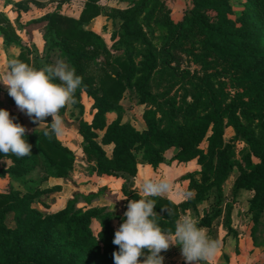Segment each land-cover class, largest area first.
<instances>
[{"label":"trees","instance_id":"trees-1","mask_svg":"<svg viewBox=\"0 0 264 264\" xmlns=\"http://www.w3.org/2000/svg\"><path fill=\"white\" fill-rule=\"evenodd\" d=\"M31 3L38 4L31 1L13 3L17 20L29 12ZM210 6L224 14L230 10L227 0L209 2L207 7ZM145 11L146 8L116 11L115 17L122 20V30L114 34V39L118 36L119 40L113 50L100 34L89 28L102 14L100 0H88L78 18L57 9L32 22L46 24L45 52H54L83 77V87L75 94V107L83 114V96L93 101L95 116L92 122L81 119L79 129L87 161L99 176L125 173L132 177L138 176L139 160L157 170L171 149H179L172 158L174 162L196 161L201 170L183 178L189 184L186 194L192 193L191 198L180 205L170 199L153 198L158 225L164 231L173 232L181 213L193 209L201 215L199 207L209 201L213 190L217 192L219 203L224 184L237 168L240 175L235 191L254 192L249 208L254 234L264 211V0H247L243 14L227 25L216 26L197 12L175 26L172 48H178L187 29H197L205 38L204 46L208 51L221 57L228 52L231 57L251 64L248 70L241 65L224 69L231 85L242 92L228 94L222 83L217 86L211 80L213 76L207 74L200 81L188 82L190 91L187 90L179 106L172 102L168 93H153L154 75L175 77L178 74L171 68L175 62L173 50L161 52L151 42L147 31L140 27L139 18ZM152 17L151 11L145 18L148 27ZM0 35L6 45H23L15 26L3 12H0ZM140 56L142 61L137 64ZM17 59L39 67L35 66L39 58L26 46H22ZM46 64L51 63L46 61L44 66ZM134 84L138 87L140 102L147 106L143 130L122 122L120 103ZM189 97L192 102L188 101ZM66 111L67 108L62 109L60 115ZM110 114L117 115L112 123H108ZM10 115L15 118L14 122L27 128L21 114L10 112ZM46 123H51V117ZM229 128L233 129L234 136L227 141ZM25 139L32 145V155L17 158L0 154L1 178L24 179L38 168L46 173L44 181L69 176L77 157L58 137H45L43 130H35L27 132ZM204 143L205 149L202 148ZM241 143L245 148L238 151ZM108 148H112L110 154ZM45 193L37 187L22 191L12 186L0 192V264H114L112 254L119 250L112 242L115 223H123L126 218L107 207L77 209L75 200L60 212L44 214L35 204ZM98 196L85 197L86 203L92 205ZM232 207L227 206L225 220L228 235L235 236ZM203 212L200 226L206 228L220 215L210 216L208 208ZM9 215L13 217L14 226L7 223ZM96 223L97 232L94 230Z\"/></svg>","mask_w":264,"mask_h":264},{"label":"rangeland","instance_id":"rangeland-1","mask_svg":"<svg viewBox=\"0 0 264 264\" xmlns=\"http://www.w3.org/2000/svg\"><path fill=\"white\" fill-rule=\"evenodd\" d=\"M87 1L49 0L44 3L38 2V4L31 6V13L23 15L19 20L14 17L11 22L15 26L23 45H6L3 37L0 35V38L2 37L1 40L3 39L2 45L4 47L0 48V77L7 72L9 61L17 59L22 46L28 47L34 57L37 56L39 58L37 64H35V66L38 65L39 67L36 69L42 68L41 66H44L46 61L54 64L57 60H60L54 52L48 53L44 50L42 54H39L34 49L29 29L34 24L32 23L33 18H41L46 13L56 11L57 9H61L66 15L68 13L74 18H78ZM212 1L217 2L221 0H100L102 14L96 18L95 25L93 23L89 26L93 31H98L106 41L109 49L113 50L114 44L119 40L118 36L114 39V34L122 30V20L119 17H115L116 11L146 8L145 14L139 18L140 27L144 31H147L151 42L161 52L173 50L172 54L175 56V62L171 68L175 74H178L175 77H171L170 75L166 77L154 75L152 82L154 94L161 95L168 93V97L172 102L179 106L184 101L186 94H188V82L192 79L200 81L209 74L213 76L211 80L217 86L220 87L223 84L228 94L235 95L237 92H242V90L237 91L231 85L228 74L224 72V69H231L233 66L241 65L243 69L248 70L251 68L249 62H242L237 58L231 57L228 52L225 53L224 57H221L214 52L208 51L204 46L205 38L197 29H187L178 44V48L174 49L171 47L175 26L179 25L186 18L200 12L206 16L210 23L216 26L227 25L228 22H234L237 17L243 14L247 2V0H227L230 10L224 14L217 7H207L209 2ZM151 11L153 12V17L149 22L150 27H148L145 18ZM14 46L16 47L15 53L10 50ZM138 49H141V47L138 46ZM140 61H142L141 56L136 59L137 64ZM202 61H205V63H202ZM182 75L186 77L182 78ZM188 75H190V78H188ZM188 101L192 102V99L189 97ZM82 103L84 105L83 114L80 108L75 107V105L67 108L66 113L62 116L64 134L58 137L77 157V161L69 176L66 179L49 178L44 181L46 173L41 168H38L24 179L0 177V192L9 189L10 186L22 191H25L27 187H37L41 191L46 192L35 204V207L44 214L60 212L66 209L69 202L75 200L77 209L88 210L91 208L107 207L110 211H114L116 214L124 217L128 201L140 199L139 182L141 179L155 178L159 180L167 178L171 180L173 188L162 198L170 199L177 205L188 200L186 192L189 184L183 178L190 173L200 171L201 167L196 161L189 164H179L172 161V158L179 152V149L168 151L165 154L164 163L157 170H154L147 162L139 160V173L137 177H132L125 173L104 176L97 175L93 171L92 163L87 161L83 151V139L79 134L80 120L84 119L92 122L96 111L93 109V101L86 95L83 96ZM120 104L123 110V123H130L138 130L146 128L143 116L147 110V106L140 102L138 87L135 84L127 89ZM0 109L21 114L26 122L28 133L45 128V125L38 127V124H33L31 119L17 108L15 101L8 95L7 89L3 84H0ZM116 119V114L108 115V123H112ZM233 136L234 131L229 128L226 131V140L229 141ZM202 148H206L205 143L202 145ZM244 148L245 144L241 143L238 146V151ZM111 151L112 148L107 149L109 154ZM239 175V170L235 168L223 186V195L219 203L217 192L213 190L209 201L199 207L200 212L202 211L200 216H203L204 208H208L210 216L216 213L220 214L213 221L211 227H204L212 239L221 242L220 251L212 264H264V211L260 218V224L253 234L254 220L249 208L254 192L246 190L235 191V182ZM92 194H99V196L94 200L92 205H88L85 197ZM229 205L233 206L232 225L236 232L235 236L233 234L228 235L226 228L225 216L227 206ZM185 215L197 219L199 222L198 226H200L201 219L195 210L189 209L186 213H181V217ZM7 223L9 226H14L12 215L8 216ZM121 224L120 221L115 223L116 230ZM94 230L98 231L97 223L94 226ZM161 255L165 257L164 264H186L178 246L171 247L168 251L162 252Z\"/></svg>","mask_w":264,"mask_h":264},{"label":"clouds","instance_id":"clouds-1","mask_svg":"<svg viewBox=\"0 0 264 264\" xmlns=\"http://www.w3.org/2000/svg\"><path fill=\"white\" fill-rule=\"evenodd\" d=\"M0 84L33 123L38 127L48 126L43 129L45 137H59L64 134L61 110L76 103L75 94L83 87V77L77 75L76 69L65 60L36 69L19 59H12L7 72L0 77ZM48 117H51V123H46ZM14 121L8 110L0 109V154L17 158L32 155V145L25 139L28 129ZM172 188V182L167 178L140 180V199L128 201L124 212L126 219L115 231L112 242L119 250L112 254L114 264H164L165 257L161 253L175 246L180 247L186 264H212L221 242L212 239L204 227L198 226L197 219L188 215L180 217L175 222L174 232L164 231L158 225L153 198L166 195ZM192 195L186 194L187 198Z\"/></svg>","mask_w":264,"mask_h":264},{"label":"crops","instance_id":"crops-1","mask_svg":"<svg viewBox=\"0 0 264 264\" xmlns=\"http://www.w3.org/2000/svg\"><path fill=\"white\" fill-rule=\"evenodd\" d=\"M21 1H31V2L44 3V2H48L49 0H0V12L5 13L10 18L11 21H13L14 17L17 19L18 14L15 12V10H13V3H17V2H21ZM32 5H33V3H31V6ZM31 10H32V7L28 13L23 14V15H27V14L31 13ZM62 13L66 15V13H64V12H62ZM67 15L70 16V14H68V13H67ZM33 19L36 20L39 18L34 17ZM95 20L96 19H94V21L91 24L94 23V25H95L96 24ZM36 24H38V23H34L29 27L30 37H32V43L34 45V49H36L39 54H42L46 48V42L44 40V35L46 33V24L45 23H41L38 25H36ZM89 28L91 29L90 26H89ZM96 33L100 34L98 31ZM1 38H0V41H2V42H0V48H4L2 45L3 39L1 40ZM28 46H30V45H28ZM32 49H33V47H32ZM10 50L14 51V53H15L16 47L14 46ZM19 53H21V51H19ZM15 55H17V54H15Z\"/></svg>","mask_w":264,"mask_h":264}]
</instances>
